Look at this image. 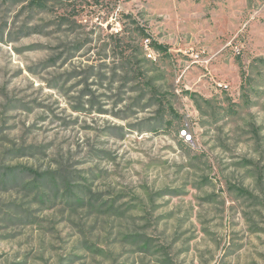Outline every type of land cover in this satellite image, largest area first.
Wrapping results in <instances>:
<instances>
[{
  "label": "rangeland",
  "instance_id": "374dc122",
  "mask_svg": "<svg viewBox=\"0 0 264 264\" xmlns=\"http://www.w3.org/2000/svg\"><path fill=\"white\" fill-rule=\"evenodd\" d=\"M32 1L0 0V264H264V0Z\"/></svg>",
  "mask_w": 264,
  "mask_h": 264
},
{
  "label": "trees",
  "instance_id": "16d2710c",
  "mask_svg": "<svg viewBox=\"0 0 264 264\" xmlns=\"http://www.w3.org/2000/svg\"><path fill=\"white\" fill-rule=\"evenodd\" d=\"M46 1L47 0H33L32 1V3H33V5H35L36 7H39V8H44L46 5ZM141 28V27H140ZM139 34L141 35V37L143 38V39H147L148 40V46L149 47H151L152 49H154V50H157V51H159V52H162V51H166L167 50V46L165 45V44H163V43H160V42H158L156 39H154L149 33H147V32H145V30L143 29V28H141L140 30H139ZM27 173H31V172H35V173H37L36 171H34L32 168H28V167H24L23 168ZM35 173H33L34 174V176L36 177V178H38L39 177V175H37V174H35ZM1 174V176L2 177H6L7 176V174H10V172H7L6 170L5 171H3L2 173H0ZM12 174V173H11ZM32 174V173H31ZM12 176H13V174H12ZM42 176V175H41ZM3 178V180H5Z\"/></svg>",
  "mask_w": 264,
  "mask_h": 264
},
{
  "label": "built area",
  "instance_id": "2783aa9c",
  "mask_svg": "<svg viewBox=\"0 0 264 264\" xmlns=\"http://www.w3.org/2000/svg\"><path fill=\"white\" fill-rule=\"evenodd\" d=\"M180 134L183 138H185L186 140H190V134H188V132L186 131V129H181Z\"/></svg>",
  "mask_w": 264,
  "mask_h": 264
}]
</instances>
